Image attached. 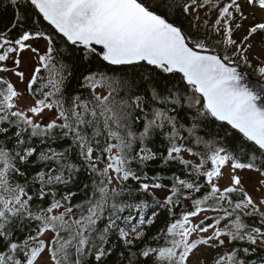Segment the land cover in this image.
Segmentation results:
<instances>
[{"label": "snow or ice", "instance_id": "snow-or-ice-1", "mask_svg": "<svg viewBox=\"0 0 264 264\" xmlns=\"http://www.w3.org/2000/svg\"><path fill=\"white\" fill-rule=\"evenodd\" d=\"M0 264H249L264 248V0H0Z\"/></svg>", "mask_w": 264, "mask_h": 264}, {"label": "trees", "instance_id": "trees-1", "mask_svg": "<svg viewBox=\"0 0 264 264\" xmlns=\"http://www.w3.org/2000/svg\"><path fill=\"white\" fill-rule=\"evenodd\" d=\"M12 12L9 9L7 12L0 11V28L8 24L11 20ZM260 258H264V248H259L255 253L247 257L249 264H260Z\"/></svg>", "mask_w": 264, "mask_h": 264}, {"label": "rangeland", "instance_id": "rangeland-1", "mask_svg": "<svg viewBox=\"0 0 264 264\" xmlns=\"http://www.w3.org/2000/svg\"><path fill=\"white\" fill-rule=\"evenodd\" d=\"M260 264H264V258H260Z\"/></svg>", "mask_w": 264, "mask_h": 264}]
</instances>
